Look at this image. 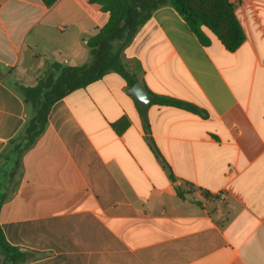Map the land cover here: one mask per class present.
<instances>
[{
  "label": "crops",
  "instance_id": "obj_1",
  "mask_svg": "<svg viewBox=\"0 0 264 264\" xmlns=\"http://www.w3.org/2000/svg\"><path fill=\"white\" fill-rule=\"evenodd\" d=\"M229 1L235 51L161 7L122 53L152 101L108 73L56 102L18 155L7 146L32 112L15 85L36 86L40 63H89L109 13L0 0V229L36 255L24 264H264V0Z\"/></svg>",
  "mask_w": 264,
  "mask_h": 264
},
{
  "label": "trees",
  "instance_id": "obj_2",
  "mask_svg": "<svg viewBox=\"0 0 264 264\" xmlns=\"http://www.w3.org/2000/svg\"><path fill=\"white\" fill-rule=\"evenodd\" d=\"M42 1L47 7H53L59 0ZM91 3L100 5L103 11L108 12L109 19L87 41L90 62L78 67L55 63L51 65V70L58 73L55 78L53 75L42 77L33 87L15 85L33 112L17 136L9 141L7 151L10 149L20 155L29 149L44 132L53 105L71 92L87 87L111 72L121 75L130 87L135 85L138 78L124 64L122 53L141 27L151 19L153 12L161 7H174L204 46L210 44L207 32L216 36L229 51H235L245 40L235 7L229 0H91ZM50 77L52 82L48 83ZM153 103L202 113L189 103L169 97L154 96ZM176 191L179 198H185L180 186ZM203 194L208 196L207 193ZM0 250L8 258V263L3 264H24L36 259L34 253L9 244L1 229Z\"/></svg>",
  "mask_w": 264,
  "mask_h": 264
},
{
  "label": "water",
  "instance_id": "obj_3",
  "mask_svg": "<svg viewBox=\"0 0 264 264\" xmlns=\"http://www.w3.org/2000/svg\"><path fill=\"white\" fill-rule=\"evenodd\" d=\"M130 93L137 99L140 106H147L153 98L152 95L147 91L142 81H138L135 85H133ZM0 255H2L1 250Z\"/></svg>",
  "mask_w": 264,
  "mask_h": 264
},
{
  "label": "rangeland",
  "instance_id": "obj_4",
  "mask_svg": "<svg viewBox=\"0 0 264 264\" xmlns=\"http://www.w3.org/2000/svg\"><path fill=\"white\" fill-rule=\"evenodd\" d=\"M61 65H63V66H68V67H72V65H66V64H64V63H62L61 62ZM38 67L42 70V76L43 77H46V76H48V75H53L54 76V78L58 75V73L57 72H55V71H52L51 70V65L49 66V65H44L43 63H40L39 65H38ZM52 82V77H50L49 79H48V83H51ZM36 83V82H35ZM35 83L34 82H32L31 84H29V85H27V86H35ZM30 109H31V112H33L32 111V107L30 106ZM4 262H6V263H8V258H7V256H6V254H3L2 253V255H0V264H3Z\"/></svg>",
  "mask_w": 264,
  "mask_h": 264
}]
</instances>
